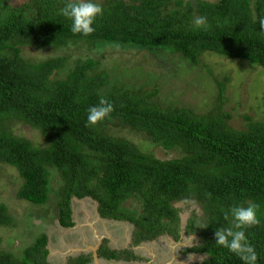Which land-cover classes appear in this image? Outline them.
Segmentation results:
<instances>
[{
  "label": "trees",
  "instance_id": "trees-1",
  "mask_svg": "<svg viewBox=\"0 0 264 264\" xmlns=\"http://www.w3.org/2000/svg\"><path fill=\"white\" fill-rule=\"evenodd\" d=\"M98 2L103 15L89 35L70 31V20L58 11L65 0H28L0 20V165L15 169L21 181L17 197L37 204L54 193V216L62 227L73 224V198L93 197L102 218L134 226V243L162 234L179 241L181 209L174 205L192 201L199 211H191L184 233L198 241L181 252L206 255L195 264H242L215 244L214 232L228 226L224 213L232 206L255 202L261 223L246 234L257 264H264V120L242 115L244 125L231 124L237 111L223 105L239 106L226 93L234 78L201 64L212 52L264 69V0ZM200 15L207 29L193 24ZM112 46H122L115 57L123 61L112 67L114 78L101 67ZM124 52L128 58L120 57ZM167 56L174 59V76L178 62L186 61L184 68L197 77L204 72L216 85L214 109L200 116L160 104L156 86L167 83L165 70L158 76L145 66ZM55 72L63 78H50ZM250 92L264 100V92ZM101 98L113 104L112 113L87 125L88 108ZM19 124L37 130L41 142L16 134ZM138 143L148 145L147 151ZM153 147L175 155L161 161ZM13 219L0 203V225H12ZM28 235L32 240L22 256L0 249V264H53L47 259L48 235ZM103 246L99 256L106 259L137 258ZM71 259L68 264L90 262L86 256Z\"/></svg>",
  "mask_w": 264,
  "mask_h": 264
},
{
  "label": "rangeland",
  "instance_id": "rangeland-1",
  "mask_svg": "<svg viewBox=\"0 0 264 264\" xmlns=\"http://www.w3.org/2000/svg\"><path fill=\"white\" fill-rule=\"evenodd\" d=\"M28 0H7L6 4L0 5V20L14 7L20 6ZM215 1V0H208ZM119 47L122 46H112L110 54L107 58H103L101 62V67L114 78L117 74L112 67L123 66V61L120 58H116L115 55L119 52ZM115 48V49H113ZM97 58V54L92 55ZM128 58L125 52L120 54V57ZM119 59V60H118ZM118 60L115 64H111ZM105 61V62H104ZM148 65L145 69L149 71H156L157 75H161L162 71L165 70V81L163 80L158 84L159 89V102L163 107H180L190 109L195 115L204 116L208 112L214 109L215 98L218 89L215 84L208 78L205 77V73L202 72L199 77L193 75L191 70L184 68L186 61L178 62L176 74L172 72V67L174 63L173 57L167 56L165 59L152 58L147 60ZM161 64V67H160ZM201 64L204 66H213V71L215 73H221L226 71L230 74L231 83L228 84L227 88V98L230 101L239 102V106L236 109H232V105H223V109L234 114L233 121L231 124L237 126H242L245 121L242 115L250 116L254 119L264 120V100H261V96L258 99H254L250 91L256 90L257 92H264V69L251 64L246 60L231 59L222 57L215 53H206L201 58ZM160 67V68H159ZM166 67L168 69H163ZM243 67L244 71L240 69ZM242 70V71H241ZM233 72V73H232ZM199 74V73H198ZM51 78H63L61 73L55 72ZM211 92V93H210ZM264 94V93H263ZM213 98H211V96ZM211 98V100H210ZM230 101H227L229 103ZM213 104V105H212ZM16 134H20L32 141L41 142L40 135L37 130L33 129L28 124H19L14 127ZM138 143V147L143 151L144 147L147 148L148 145H143ZM147 150H144L145 152ZM52 186L55 184L54 180L51 182ZM21 186V181L17 178V173L14 168L7 165H0V203L8 206V212L14 216L12 225H0V249L11 252L13 256H22L23 251L32 240L31 236L28 234L43 232L48 235L47 248L49 249V254L47 256L48 261L53 264H68V257L74 259L75 254L84 251L93 250V242L95 241L94 231L98 234H103L105 232L104 225L101 221H98L97 216V204L92 201L89 197L83 199L73 198L72 207V221L76 223V231L82 236L90 233L91 236L84 238L83 242L74 240L78 237L76 232L69 233L64 228L59 225L58 219L55 215L57 212V197L54 196L47 199L43 203H29L27 200H23L17 197L18 189ZM57 190V188H54ZM51 194V192H50ZM134 202V201H132ZM126 203H131L128 200ZM180 208V240L174 241L172 236L169 234H162L151 243H146L140 251L142 254L144 251H151L153 249L154 254H158L159 259L153 261V264L159 262V264H195L201 262L205 255L203 254H182L181 249L186 247H191L198 241L194 234L187 235L184 233L186 222L190 217L191 211L199 209L192 201L179 202L174 205ZM32 224V227H29ZM117 225V226H116ZM109 236L111 243L109 246H123L126 243L124 239L125 234L129 238V243L133 240V226L126 221H113L108 224ZM125 234H124V233ZM62 237V238H61ZM67 239L72 240L71 244L67 242ZM197 239V240H196ZM53 242V243H52ZM130 246V245H129ZM7 252V253H9ZM71 259V260H72ZM100 259V258H99ZM100 261H105L101 260ZM176 262V263H175ZM90 264H96L91 263ZM128 264H151L148 259L141 261L130 262Z\"/></svg>",
  "mask_w": 264,
  "mask_h": 264
},
{
  "label": "clouds",
  "instance_id": "clouds-1",
  "mask_svg": "<svg viewBox=\"0 0 264 264\" xmlns=\"http://www.w3.org/2000/svg\"><path fill=\"white\" fill-rule=\"evenodd\" d=\"M58 11L60 15L70 20L71 22L70 31L73 34L89 35L95 31L94 23L98 17L103 15L104 10L101 4L98 2V0H65L64 6L60 8ZM192 22L196 26V28L207 29L208 27L207 18L203 15L196 16ZM112 111H113V104L108 100L101 98L98 104L92 105L88 108L86 115V124L97 125L98 123L108 118L109 115L112 113ZM156 148L159 147H153L152 151L154 152ZM53 180L55 179H52V181ZM53 186L57 187V183H55ZM50 195H53L52 197L55 196L54 193H51ZM87 197H89L92 201H94L97 204L98 214L96 218L98 221L100 220H108L112 222L115 221L107 218H102L99 214V206H100L99 203L93 197L90 196ZM70 208H71V216H72L71 204H70ZM259 208L260 205L255 202H241L239 204H235L224 213L225 219L229 221L228 226L226 227L220 226L216 228L214 232L215 244L227 248L229 252L234 253L242 261V264H257V259H258L257 251L255 247L252 245V243L249 241L248 235L246 234V229L252 228L261 223V220L258 215ZM133 230H135L134 226H133ZM146 243H151V241H140L134 243L132 240V243L128 242L129 245L132 244V248L134 249H137L139 245L142 244L146 245ZM135 256L137 257L136 259H129V260H131L132 262L135 261L139 262L141 260L146 259L145 257H141L139 255H135ZM101 258H103L105 261H100ZM100 259H99V264H104V263L108 264L107 263L108 260L106 258L101 256ZM112 263L114 262L112 261ZM123 264H128V263H123Z\"/></svg>",
  "mask_w": 264,
  "mask_h": 264
},
{
  "label": "flooded vegetation",
  "instance_id": "flooded-vegetation-1",
  "mask_svg": "<svg viewBox=\"0 0 264 264\" xmlns=\"http://www.w3.org/2000/svg\"><path fill=\"white\" fill-rule=\"evenodd\" d=\"M72 221V220H71ZM73 222V221H72ZM77 226H76V223L75 222H73V224L71 225V226H68V227H63L65 230H67V234L66 235H64V236H66V238H67V235L69 234V233H73V232H76L77 234H78V237L76 238V239H74V240H77V241H80V243H82L83 242V239L84 238H86V237H90L91 236V234L90 233H87V235H85V236H82V234H80V233H78L77 231H76V228ZM94 237L96 238V235L94 234ZM62 238V237H61ZM181 239V238H180ZM71 241L72 240H69V239H67V242H69L70 244H71ZM110 241L109 240H101L100 242L96 239L92 244H93V247H92V249L93 250H91V251H84V252H80V253H78V254H75L76 255V257H79V256H86V257H88V258H90V262L91 263H94V252H96V254H97V256H98V258H100L101 256H99V251H100V249H102L104 246L103 245H106L110 250L111 249H113L112 248V246L110 245L109 246V243ZM53 243V242H52ZM95 249V250H94ZM183 249V248H182ZM49 250V249H48ZM126 251H129V252H133V248H132V244L129 246V244H128V246H127V249H126ZM48 254H49V251H48ZM136 255V254H135ZM185 255V254H184ZM75 257V256H74ZM68 259H70V257H68ZM101 260H104L103 258H101ZM108 261H107V263L109 262V263H112V261L114 262V263H120V264H122V263H130V262H132L131 260H122V259H118V260H112V259H107ZM90 262H89V264H90Z\"/></svg>",
  "mask_w": 264,
  "mask_h": 264
},
{
  "label": "crops",
  "instance_id": "crops-1",
  "mask_svg": "<svg viewBox=\"0 0 264 264\" xmlns=\"http://www.w3.org/2000/svg\"><path fill=\"white\" fill-rule=\"evenodd\" d=\"M102 223H103V225H104V231L105 232H103V234H98V232H96V231H94V233H96V238H95V240L97 239V238H99V239H97L99 242L104 238V240H109L110 242L109 243H111V241H114V240H111L110 239V236H109V227H107L108 226V224H110V222H112V221H108V220H100ZM117 226V225H116ZM124 233V232H123ZM126 233V232H125ZM124 233V234H125ZM124 239H126V241H124L126 244L125 245H123V246H117V245H115L114 247L112 246V248L113 249H111V250H119V251H124V250H126L127 249V245H128V242L130 241L129 240V238H128V236H127V234H125V236H124ZM143 246H144V244H142V245H139L138 247H137V249H134L133 248V252H134V254H136V255H139V256H141V257H145L146 259H148L150 262H151V264H153V261H155V260H158L159 261V259H156V258H159V256H158V254L156 255V254H154V252H153V249L151 250V251H144L142 254H140V251H141V249L143 248ZM104 264H106V263H104ZM108 264H111V263H109L108 262ZM112 264H115V263H112ZM116 264H120V263H116ZM123 264V263H122ZM156 264H159V262H157Z\"/></svg>",
  "mask_w": 264,
  "mask_h": 264
},
{
  "label": "water",
  "instance_id": "water-1",
  "mask_svg": "<svg viewBox=\"0 0 264 264\" xmlns=\"http://www.w3.org/2000/svg\"><path fill=\"white\" fill-rule=\"evenodd\" d=\"M153 155H154V157L158 158L161 161L171 160L174 157V153L165 155L160 148H156L155 151L153 152ZM203 255H205V254H203ZM205 258H206V255H205ZM94 262L96 264H99V259L97 257L96 252H94ZM198 263H200V262H198Z\"/></svg>",
  "mask_w": 264,
  "mask_h": 264
},
{
  "label": "bare ground",
  "instance_id": "bare-ground-1",
  "mask_svg": "<svg viewBox=\"0 0 264 264\" xmlns=\"http://www.w3.org/2000/svg\"><path fill=\"white\" fill-rule=\"evenodd\" d=\"M104 227V226H103ZM176 263V262H175Z\"/></svg>",
  "mask_w": 264,
  "mask_h": 264
}]
</instances>
